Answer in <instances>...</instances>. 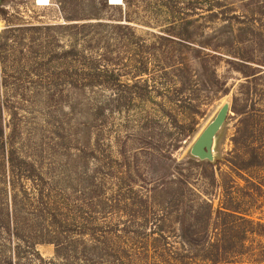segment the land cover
I'll return each mask as SVG.
<instances>
[{"label":"rangeland","instance_id":"1","mask_svg":"<svg viewBox=\"0 0 264 264\" xmlns=\"http://www.w3.org/2000/svg\"><path fill=\"white\" fill-rule=\"evenodd\" d=\"M77 3L74 14L59 0H0L7 84L52 91L88 86L57 100L59 106L39 96L18 117L15 145L46 173L44 194L53 208L59 213L65 198L79 197L87 169L107 182L109 198L130 203L110 224L143 228L139 216L164 217L158 227L167 241L186 248L177 220L183 206H171L170 192L177 179L201 172L191 168L199 161L191 147L227 104L211 146L216 188L228 189L240 213L264 224V0H173L170 7L139 0L129 22L122 0H106L108 7L99 0ZM65 10L82 20L66 22ZM75 23L93 27L76 38L59 28ZM75 44L84 56L62 59ZM153 187L159 191L151 204L132 208V199ZM255 230L249 246L264 244V232ZM36 250L46 260L54 256L53 245Z\"/></svg>","mask_w":264,"mask_h":264},{"label":"trees","instance_id":"2","mask_svg":"<svg viewBox=\"0 0 264 264\" xmlns=\"http://www.w3.org/2000/svg\"><path fill=\"white\" fill-rule=\"evenodd\" d=\"M72 1L68 4V0H59V3L63 4V10L71 5L75 8L72 13L76 14L78 3ZM138 1L122 0L120 12L124 13V21L129 22ZM172 2L164 0L163 6L170 7ZM99 4L108 7L106 0H99ZM63 14L66 22L82 20L77 15L70 16L66 10ZM92 27L75 23L59 28L74 31L70 36L76 38L82 32L90 33L87 29ZM114 28L127 29L119 24ZM7 40L0 35V264H131L132 260H139L135 264H264V244L248 245L249 237L258 234L255 228L264 232V224L240 213V203L228 189L223 187L218 193L214 164L210 161L190 162L192 169L201 172H197L196 178L187 175L185 179H177L175 190L170 192L171 206H183L177 220L186 248H177L167 241L168 237L158 227L165 221L164 217L151 219L148 213L139 216L143 228L123 226L118 230L119 223L110 224L109 219L120 218L121 211L130 203L127 198H109L107 182L91 175L87 169L82 172L84 179L76 193L79 197L72 201L65 198L58 213L48 194H44L46 173L15 145L22 128L18 117L23 119L22 114H26L29 105H34L32 101L39 96L59 106L57 100H65L69 93L88 86L68 85L66 89L56 87L52 91L46 87L7 84L9 74L4 66ZM78 48V44L71 46L63 52L62 59L84 56V51ZM249 76L245 74L246 78ZM86 145L85 149L92 154V146ZM246 164L249 168L252 163ZM24 182H30L32 188L25 187ZM158 188L153 187L143 197L132 199V208L137 206L135 203L151 204ZM62 189H67L63 183ZM128 189L131 192L130 186ZM185 191L189 192L186 196ZM107 209L110 212L105 213ZM149 224L152 227L145 229ZM42 244L53 245L52 259L46 260L37 252L36 246Z\"/></svg>","mask_w":264,"mask_h":264},{"label":"water","instance_id":"3","mask_svg":"<svg viewBox=\"0 0 264 264\" xmlns=\"http://www.w3.org/2000/svg\"><path fill=\"white\" fill-rule=\"evenodd\" d=\"M229 107L227 104L223 105L218 111L214 120L206 127V129L199 135L191 147L190 153L199 161H212L211 146L213 139L224 123L228 114Z\"/></svg>","mask_w":264,"mask_h":264},{"label":"bare ground","instance_id":"4","mask_svg":"<svg viewBox=\"0 0 264 264\" xmlns=\"http://www.w3.org/2000/svg\"><path fill=\"white\" fill-rule=\"evenodd\" d=\"M110 2V1H109Z\"/></svg>","mask_w":264,"mask_h":264}]
</instances>
